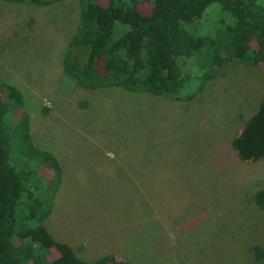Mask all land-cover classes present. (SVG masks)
Returning a JSON list of instances; mask_svg holds the SVG:
<instances>
[{
    "label": "rangeland",
    "instance_id": "rangeland-1",
    "mask_svg": "<svg viewBox=\"0 0 264 264\" xmlns=\"http://www.w3.org/2000/svg\"><path fill=\"white\" fill-rule=\"evenodd\" d=\"M81 1H0V80L22 94L17 118L29 117L35 149L56 157L63 175L57 183L25 153L5 118L9 163L28 171L49 234L88 262L112 254L129 264H264V207L254 198L264 159L242 162L231 146L264 96V65L227 58L190 101L84 91L62 67ZM151 8L139 5L143 14ZM219 22L233 24L214 3L184 28L208 38Z\"/></svg>",
    "mask_w": 264,
    "mask_h": 264
},
{
    "label": "trees",
    "instance_id": "trees-1",
    "mask_svg": "<svg viewBox=\"0 0 264 264\" xmlns=\"http://www.w3.org/2000/svg\"><path fill=\"white\" fill-rule=\"evenodd\" d=\"M49 6L63 0H0ZM258 0H82L80 25L69 41L62 62L64 73L84 91L121 88L171 101H190L216 78L227 58L251 67L264 65V7ZM150 2L143 14L139 5ZM218 4L233 24L220 25L203 38L189 33L207 8ZM182 67L191 69L183 74ZM20 91L0 80V264H129L109 254L93 262L78 258L73 248L53 239L44 226L49 211L29 191V173L9 163L6 119L16 122L15 137L25 153L54 171L59 161L33 144L29 117ZM242 162L264 159V96L255 114L231 142ZM264 207V189L254 193ZM23 214L18 217V209ZM256 259L263 257L255 249Z\"/></svg>",
    "mask_w": 264,
    "mask_h": 264
},
{
    "label": "crops",
    "instance_id": "crops-1",
    "mask_svg": "<svg viewBox=\"0 0 264 264\" xmlns=\"http://www.w3.org/2000/svg\"><path fill=\"white\" fill-rule=\"evenodd\" d=\"M114 176V175H113ZM62 178H63V175H62ZM117 179V178H116ZM118 180V179H117ZM118 181H120V180H118ZM66 243V242H65ZM72 247V246H71Z\"/></svg>",
    "mask_w": 264,
    "mask_h": 264
}]
</instances>
